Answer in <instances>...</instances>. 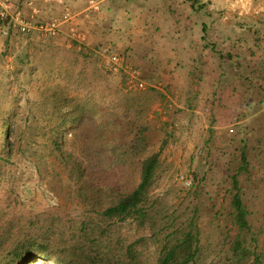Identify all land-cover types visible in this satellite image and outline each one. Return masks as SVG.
Listing matches in <instances>:
<instances>
[{"label":"trees","instance_id":"trees-1","mask_svg":"<svg viewBox=\"0 0 264 264\" xmlns=\"http://www.w3.org/2000/svg\"><path fill=\"white\" fill-rule=\"evenodd\" d=\"M182 2L188 19L194 17L192 21L202 26L204 44L198 45L192 74L201 75L205 67L215 64L201 55L206 50L218 53L217 68L222 74L225 63L242 68L243 62L237 59L243 56L241 44L251 42L248 49L252 54L262 55L258 57L263 61L262 76L258 75L253 85L254 78H241L264 93V33L257 23L264 21L240 24L243 37L222 51L217 49L218 41L209 40L210 25L216 21L206 4L201 0ZM200 14L205 19L198 22ZM31 40L26 52L16 58L19 65L31 66L34 71ZM5 44L10 45L9 38ZM47 46L54 54L45 64L44 74L59 77L57 81L38 85L39 100L31 107L24 109L19 93L11 88L0 104V185L8 167H16L23 159L31 161L38 175L67 201H77L84 214L65 220L40 212L28 220L22 214L3 213L0 264L41 260L52 264H264V230L250 220L241 180L242 173L250 169L245 148H241L240 167L229 175L225 191L230 203L222 204L210 221L218 237L213 243L201 221L203 186L192 183L187 187L177 209L154 195L163 152L173 134L169 129L172 123L156 119V124H150L145 120L148 110L133 97H123L125 109L106 107L97 93L104 76L90 79L82 64L97 54L94 50L85 46L77 50V42H73L76 56L61 61L55 58L61 48L53 43ZM148 90L158 93L154 87ZM160 95L166 98L164 93ZM261 101L264 103V94ZM156 125L165 130L166 138L155 149ZM224 211L231 218L229 223L221 220Z\"/></svg>","mask_w":264,"mask_h":264},{"label":"rangeland","instance_id":"rangeland-1","mask_svg":"<svg viewBox=\"0 0 264 264\" xmlns=\"http://www.w3.org/2000/svg\"><path fill=\"white\" fill-rule=\"evenodd\" d=\"M24 1L19 2H22L20 7L15 5L23 12L31 14L32 6L29 8ZM27 1H33V7L41 11L37 18L58 17L68 9L74 14V20H71L65 31L62 32L61 29L56 37L37 32L33 33L36 35L33 37L16 33L0 37V104L3 103L7 89L11 88L12 91L19 93L20 104L24 109L39 100L38 85L55 83L59 78L44 74L45 64L48 65L54 54V50L47 49V44H57L61 49L58 48L60 55H56L55 58L65 61L76 56L73 42H77L76 49L79 50L86 41L85 37L83 40H77L78 38L71 35V28H77L83 34L86 29L89 30L86 21L84 22L80 16H75L76 11L81 9L76 3L79 0H59L60 2H53L49 7L45 6V2L41 3V0H35L39 4L34 0ZM80 1L86 2V6L94 5L90 8L94 14H91L93 16L89 20L100 27L108 28L112 24L117 29V26L127 24L130 31H138L134 30L140 29L136 23L142 20L141 23L148 25L146 21L150 17L151 21L157 23L192 21L194 18L188 19L189 12L182 8L185 5L182 0H93L94 3H91L92 0ZM201 2L206 4L205 9L216 21L210 25L209 40L218 41V50L227 51L236 38L243 37L240 24L244 22L248 24V20L253 23L258 19L264 21V0H201ZM118 8L126 13L123 15V11H118ZM202 15L197 16L198 22L205 19ZM257 23L264 33V22ZM7 38L10 41L8 47L5 44ZM29 39L33 41L30 54L36 64L34 71L31 66L19 65L16 58V55L26 52ZM108 43L109 45H104L105 47H94L95 44L91 43L90 49L97 54L87 59V62H82L87 66L90 79L100 74L104 76L103 79L99 78L102 80L97 93L105 106L118 105L125 109L123 97L137 98L148 110L145 120L150 124H156V119L169 120L172 123L169 129L173 134L163 152L164 163L154 187V195L161 197L172 209H177L189 190L184 179H192L193 183L203 186L204 193L201 198L203 231L211 234V240L213 243L216 242L218 237L210 221L222 204L230 203V197L226 195L225 190L229 185V175L241 165L240 153L244 147L250 160L249 172H243L241 175L246 192L245 202L251 211L250 220L257 228L264 230V103L261 101L264 93L259 86H251L256 83L258 75L262 76L260 69L263 67V61L258 59L262 55L257 52L252 54L253 50L248 49L251 42L244 44L239 42L244 51L243 56L237 59L243 62V67L225 63L222 74L217 68L218 53L206 50L201 55L215 64L205 67L201 73L197 72L201 75L192 74V62H186L183 70L180 72L175 70L168 79L150 77L147 78L148 81L145 80L148 82L145 88L137 89L127 84L126 74H115L106 69V56L109 51H117L131 65L137 66L141 71L142 67L128 60V56L120 50L115 40H109ZM5 50L7 53L2 54ZM241 75L255 80L251 84L245 78L242 79ZM193 80H197V83ZM261 83L264 84V79ZM167 85L170 86L169 90L166 88ZM151 87L156 88L158 93H149L148 88ZM161 92L166 98L161 97ZM158 125L154 128L153 134L155 149L159 147L161 140L166 138L165 130L160 129ZM3 177V183L0 185V216L13 212L22 214L29 220L34 219L37 213L49 212L67 220L80 218L84 214L83 207L77 201H67L61 194L56 193L53 186L38 175L31 161L23 159L16 167H8ZM221 220L224 223L231 221L226 211L221 214ZM261 239H264V233ZM35 264L52 263L41 260Z\"/></svg>","mask_w":264,"mask_h":264},{"label":"crops","instance_id":"crops-1","mask_svg":"<svg viewBox=\"0 0 264 264\" xmlns=\"http://www.w3.org/2000/svg\"><path fill=\"white\" fill-rule=\"evenodd\" d=\"M12 1L17 5V2L24 0ZM25 1L26 6L34 8L33 1ZM56 1L60 2L59 0H49V2L41 0V3L45 2V6L49 7L51 3ZM36 3L39 4L38 2ZM76 3H78V7L81 9L75 10V16H80L84 22L86 21L89 28V30L83 28L85 30L83 35L86 38L85 43H83L84 46L91 48L90 44L92 43L95 44L94 47H105L104 45H109V40H115L117 42L116 45L120 46V50H123L128 56V60H132L142 67V77L146 81L150 77H159L161 79H166L167 77L168 79L172 73L174 74L175 70L179 72L183 70L182 67H185L186 62L193 63L195 58H197L198 45L203 41L201 40L202 26L195 21L189 22L184 20L157 23L151 21L150 19L152 18L150 17L146 21L148 25L141 23L142 20L136 23L140 29L134 30L138 31H130L127 29V24L117 26V29L112 24L108 28L100 27L99 24H95L89 20L93 16L91 14H94V11L90 10L94 5L86 6V2L80 0ZM118 9V11H123L120 8ZM141 11L143 12V8H141ZM125 13V11L122 12L123 15ZM61 14L62 12L59 13V15ZM69 25L70 23H64L62 25V32ZM103 31L105 32L103 33ZM238 122L241 121L238 120Z\"/></svg>","mask_w":264,"mask_h":264},{"label":"built area","instance_id":"built-area-1","mask_svg":"<svg viewBox=\"0 0 264 264\" xmlns=\"http://www.w3.org/2000/svg\"><path fill=\"white\" fill-rule=\"evenodd\" d=\"M91 3H94L92 0ZM32 13L28 14L18 8L12 0H0V37H8L11 34L28 36L33 33L56 37L60 34L62 25L70 23L74 14L70 10H65L61 16L51 19L37 18L40 14L38 8H33ZM71 35L77 40H83L84 35L79 29L72 27ZM106 69L111 73L126 74L127 84L130 87L142 89L146 87V81L142 77V71L137 66L131 65L124 56L117 51H109L106 56ZM233 130V129H231ZM189 187L192 179H184Z\"/></svg>","mask_w":264,"mask_h":264}]
</instances>
